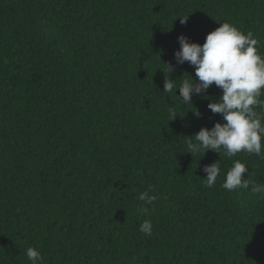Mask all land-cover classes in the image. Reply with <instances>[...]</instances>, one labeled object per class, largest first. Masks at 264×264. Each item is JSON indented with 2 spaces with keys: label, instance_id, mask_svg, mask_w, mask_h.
Masks as SVG:
<instances>
[{
  "label": "trees",
  "instance_id": "1",
  "mask_svg": "<svg viewBox=\"0 0 264 264\" xmlns=\"http://www.w3.org/2000/svg\"><path fill=\"white\" fill-rule=\"evenodd\" d=\"M222 22L264 56V0H0V264L30 246L44 264H264V198L202 181L239 159L264 183V159L186 153L225 123L205 99L221 91L193 96L199 117L162 92L166 66L196 79L177 37L202 45Z\"/></svg>",
  "mask_w": 264,
  "mask_h": 264
},
{
  "label": "clouds",
  "instance_id": "2",
  "mask_svg": "<svg viewBox=\"0 0 264 264\" xmlns=\"http://www.w3.org/2000/svg\"><path fill=\"white\" fill-rule=\"evenodd\" d=\"M187 17V16H186ZM186 17L181 23L186 22ZM179 50L174 52L177 65L185 62L194 69L195 80L187 73L183 79H170V66L163 80V91L173 94L179 90V98L194 109L192 98L206 93L215 85L221 91L218 99L205 96L208 99L207 108L212 114L222 116L225 123L217 122L211 129L201 127L193 136L184 138L186 153L191 156L207 151L220 155L222 152L228 159L240 152L260 156L264 159V56L259 51V41L252 31L246 33L230 22H222L205 37L204 43L190 42L180 35L177 37ZM177 81H180L177 87ZM177 96V95H176ZM260 111H257V109ZM171 113L173 109L169 107ZM196 117L198 110L192 111ZM176 115H172V119ZM171 119V120H172ZM170 120V121H171ZM206 173V187H213L219 176L224 177L222 187L227 191L249 190L264 198V183L242 178L249 175L248 167L241 160L232 161L226 174L223 172L220 160L203 167ZM147 191L140 192L138 199L153 205L157 196ZM145 212L148 210L145 208ZM139 231L146 236L153 235L151 220L145 219L140 224ZM25 255L30 264H44V256L38 247H28Z\"/></svg>",
  "mask_w": 264,
  "mask_h": 264
}]
</instances>
